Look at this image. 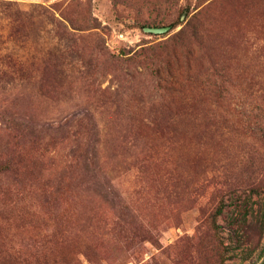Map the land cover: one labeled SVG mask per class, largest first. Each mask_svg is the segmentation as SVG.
Wrapping results in <instances>:
<instances>
[{
    "label": "rangeland",
    "instance_id": "rangeland-1",
    "mask_svg": "<svg viewBox=\"0 0 264 264\" xmlns=\"http://www.w3.org/2000/svg\"><path fill=\"white\" fill-rule=\"evenodd\" d=\"M17 145L0 264H264V0H0Z\"/></svg>",
    "mask_w": 264,
    "mask_h": 264
},
{
    "label": "trees",
    "instance_id": "trees-1",
    "mask_svg": "<svg viewBox=\"0 0 264 264\" xmlns=\"http://www.w3.org/2000/svg\"><path fill=\"white\" fill-rule=\"evenodd\" d=\"M187 31H188L187 32L188 37L190 39L195 40V41L200 39V33H199L197 27H195V25L193 26V24L191 25V23H188V30ZM157 73L160 74V71L158 70ZM167 73L171 74L170 71H168ZM18 150L22 155L23 151L20 149L19 145H17L13 149H10L9 147L7 148L5 157H4V155L1 156V158L4 157L2 160H4L5 162H0V172H7L11 169L12 166H16V167L21 166V164L23 163V157L20 154L16 155ZM221 213H222V209H220L218 211L217 215H220ZM214 224H215L216 229H219V226L217 225V220L215 221ZM4 259H5L4 264H30V261H28L27 259H23V258L17 256V253L8 254V256H5ZM76 262H78V261H76ZM76 264H78V263H76Z\"/></svg>",
    "mask_w": 264,
    "mask_h": 264
},
{
    "label": "water",
    "instance_id": "water-1",
    "mask_svg": "<svg viewBox=\"0 0 264 264\" xmlns=\"http://www.w3.org/2000/svg\"><path fill=\"white\" fill-rule=\"evenodd\" d=\"M169 30L168 27L165 28H146V31L149 33H155V34H161V33H165Z\"/></svg>",
    "mask_w": 264,
    "mask_h": 264
}]
</instances>
